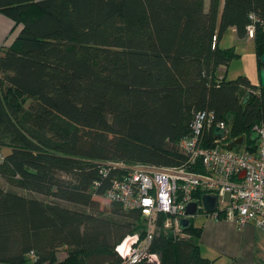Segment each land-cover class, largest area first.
Masks as SVG:
<instances>
[{
    "label": "trees",
    "instance_id": "16d2710c",
    "mask_svg": "<svg viewBox=\"0 0 264 264\" xmlns=\"http://www.w3.org/2000/svg\"><path fill=\"white\" fill-rule=\"evenodd\" d=\"M0 13L17 33L0 51V264H123L117 247L143 244L148 220L102 209L115 177L103 163L188 164L180 143L200 111L225 122L223 147L243 138L234 150H257L264 88L217 72L240 56L221 46L226 32L246 38L251 15L264 68V0H0ZM195 217L187 238L154 236L160 264H216Z\"/></svg>",
    "mask_w": 264,
    "mask_h": 264
},
{
    "label": "built area",
    "instance_id": "2783aa9c",
    "mask_svg": "<svg viewBox=\"0 0 264 264\" xmlns=\"http://www.w3.org/2000/svg\"><path fill=\"white\" fill-rule=\"evenodd\" d=\"M251 20L247 37L253 40L258 18L251 15ZM216 42L217 37L213 49ZM214 128L222 136L209 145L207 138ZM253 131L258 139L255 152L245 148L228 151L229 143L222 146L229 132L225 122L218 121L213 112L200 111L191 124L192 134L180 143L188 164L158 167L103 163L104 176L114 173L115 177L105 196L99 198L120 204L126 211H140L148 220V237L143 244L139 235H135L117 247L123 264H160V257L149 252L154 236L170 231L187 238L182 221L192 217L187 213L189 205L197 204L198 213L202 210V200L197 197L199 191L218 198L222 209L217 208L225 211V219L238 227L254 224L264 233V123L256 125ZM3 160L0 154V162ZM192 167L202 171H193ZM209 216L219 219L217 211Z\"/></svg>",
    "mask_w": 264,
    "mask_h": 264
},
{
    "label": "crops",
    "instance_id": "0c3cea01",
    "mask_svg": "<svg viewBox=\"0 0 264 264\" xmlns=\"http://www.w3.org/2000/svg\"><path fill=\"white\" fill-rule=\"evenodd\" d=\"M13 29V22L0 13V51L9 48L17 38ZM0 154L7 155L3 151ZM5 186L0 177V187ZM217 206L222 209L220 202ZM197 226L203 227L200 245L205 258L215 260L216 264H264V233L254 224L238 227L233 221L211 217Z\"/></svg>",
    "mask_w": 264,
    "mask_h": 264
},
{
    "label": "rangeland",
    "instance_id": "374dc122",
    "mask_svg": "<svg viewBox=\"0 0 264 264\" xmlns=\"http://www.w3.org/2000/svg\"><path fill=\"white\" fill-rule=\"evenodd\" d=\"M248 39L249 37L245 39H239L237 33L233 29H230L226 32L221 46L223 48L234 47L237 53L240 54V56L239 58L235 59L228 68H219L217 72L218 76H226L228 80H234L240 76H247L253 83H259L260 73L258 71L255 45L253 40ZM3 152L5 153V155L9 153L8 150H3ZM99 201L102 205V209L110 204L104 198H99ZM193 219L195 220V225H201L204 220L211 219V216L200 215Z\"/></svg>",
    "mask_w": 264,
    "mask_h": 264
},
{
    "label": "water",
    "instance_id": "95a60500",
    "mask_svg": "<svg viewBox=\"0 0 264 264\" xmlns=\"http://www.w3.org/2000/svg\"><path fill=\"white\" fill-rule=\"evenodd\" d=\"M261 63L264 64V55L261 57ZM260 86L264 88V68L260 72ZM217 138H220L222 136V132L219 130H216ZM256 135V134H255ZM244 142V139L241 138L237 141H234L233 143H230L226 149L228 151H233L236 146H241ZM217 204H218V198L216 196L212 195H205L202 198V209L205 213L212 214L217 211ZM187 213L189 216H196L198 213L197 210V204H191L187 208ZM190 225V220L185 219L182 221L183 230L187 229Z\"/></svg>",
    "mask_w": 264,
    "mask_h": 264
},
{
    "label": "clouds",
    "instance_id": "9594fccd",
    "mask_svg": "<svg viewBox=\"0 0 264 264\" xmlns=\"http://www.w3.org/2000/svg\"><path fill=\"white\" fill-rule=\"evenodd\" d=\"M218 207V206H217Z\"/></svg>",
    "mask_w": 264,
    "mask_h": 264
}]
</instances>
